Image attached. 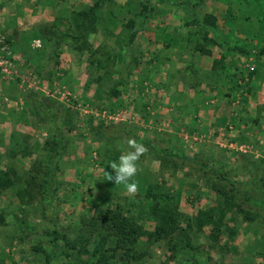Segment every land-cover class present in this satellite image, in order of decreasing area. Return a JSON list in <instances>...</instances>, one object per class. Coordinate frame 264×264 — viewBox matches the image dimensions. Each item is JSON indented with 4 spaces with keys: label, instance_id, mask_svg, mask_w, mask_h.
I'll return each mask as SVG.
<instances>
[{
    "label": "rangeland",
    "instance_id": "1",
    "mask_svg": "<svg viewBox=\"0 0 264 264\" xmlns=\"http://www.w3.org/2000/svg\"><path fill=\"white\" fill-rule=\"evenodd\" d=\"M95 1L0 0V176L13 180L0 189V264H94L102 231L98 211L119 207L147 234L163 226V212L154 216L143 197L147 187L168 195L159 207L175 211L176 227L187 231L191 247L171 250L168 239L144 236L132 252L142 257L128 264H264V56L244 58L223 46H208L211 57L194 51V66L180 70L194 85L199 112L211 116L175 109L164 94L162 64L181 71L148 61L142 33L184 24L194 35L198 17L217 39L228 0H207L196 13L194 0H147L150 9L146 0L105 2L95 31L78 39L75 18ZM234 2L239 33L264 36V3ZM197 41L194 35V49ZM236 43L231 47L242 46ZM219 53L226 57L215 72L232 69L224 89L212 70ZM127 138L147 148L137 162L134 194L105 174L127 150ZM230 189L252 221L231 206L215 243L212 226H186L200 210L222 207ZM105 248L108 255L116 249L119 261L123 251L114 240Z\"/></svg>",
    "mask_w": 264,
    "mask_h": 264
},
{
    "label": "trees",
    "instance_id": "2",
    "mask_svg": "<svg viewBox=\"0 0 264 264\" xmlns=\"http://www.w3.org/2000/svg\"><path fill=\"white\" fill-rule=\"evenodd\" d=\"M112 1L113 0H96L92 6L79 12L77 16L78 18H75V28L78 30V33H76V37H80H77L78 39H82L83 37L87 38L92 32L95 31L98 12L103 7V5H105V2L112 3ZM162 1L164 2L165 0ZM255 1L258 2V5H262V3H264V0ZM129 2L131 3L132 0H129ZM206 2L207 0H194V12L196 13V8H200L201 6L206 5ZM145 3V9H150L151 6L149 2L146 0ZM166 3L167 1H165L164 4L167 5ZM168 4H171V2H168ZM225 5L226 9L224 11V16L222 17V28L224 29V33H221V31L219 32L218 30V33H216L217 39L210 37L207 30H203L204 28L200 25L201 19H198V17L193 19L194 24H196L198 27L197 31L194 34L198 39L194 51L198 52L203 57H211L212 53L209 50L208 46L218 48H222L223 46L226 49H232L233 51L238 53V56L244 58H248L253 53L255 54L254 56L256 57V60H259L260 58H262V56H264V36L260 37V33L256 31L248 32L245 35L240 34L234 25L235 21L238 20L236 13L239 11V9H235L238 6H235L236 3L234 2V0H228ZM133 25L134 21H129L128 24H126V27L131 28L133 27ZM80 30L85 31V34L81 35V33H79ZM257 30H261V28H258ZM176 31L177 30H175V32ZM188 34L192 36V33ZM180 36L181 35H175L174 37ZM76 37L73 36V39H76ZM134 39L135 36L133 34V36H130V41ZM237 41L239 43H242V46H235L234 48H232V43H236ZM219 54L221 55L219 59L212 60V70H214V75L219 77L220 81L222 74L228 72L230 75L232 73V69L230 68V70L228 69L224 72H215L217 71V69H219V66L223 65V61L226 57V54ZM234 61L235 59L232 58L231 63H234ZM110 63L111 60L106 61L107 65H110ZM233 65H235V63ZM233 71H236V69H234ZM255 74V70L253 72H249V76H253ZM232 75L234 76V74ZM230 90L231 92L233 91V89ZM247 91L250 93V88ZM227 95L231 96L233 94L229 92ZM256 121L257 120H255V122ZM122 129L126 130V127L123 126ZM122 129L120 128V131ZM115 130H117V127H115L113 131L115 132ZM12 184L13 180L10 179V177L4 178L0 176V189H6ZM233 191V189H230L227 192L223 193L224 205L222 207L200 210L195 217L189 219V221H185L186 226L191 227L192 225H194V228L198 231H201L205 226H212L209 239L211 242L214 241L215 243L218 240L222 228H226V226H224V218L226 215V211L230 210L231 206L239 208V211L244 216V218L246 220L252 221L251 213L248 210L242 209L240 205L234 202ZM143 197L145 201L150 203L151 210L154 216H157L158 212H163V215L161 216L163 218V226L158 227L152 233L147 234L143 230L142 225L138 223V221H136L132 216H129L128 212H123L119 207H116L114 210L105 209L98 211L96 219L99 221V229H101L102 231H100V233L98 234L100 257L94 264H108L109 262L110 264L112 262H117V264H128L130 260H139V258L142 257V254L134 256L132 255V252H134V248L138 243V240L144 236H146L147 239L151 242H155L163 238L168 239L170 241V244L172 243L170 247L171 250L176 249L179 246H181L185 250L191 247L190 237L187 231L185 229H178V227H176L178 218L174 215L175 211H170V208L167 207H159L160 202L167 201L166 203L168 204V201L170 200L168 195L164 193H153V191H151V188L147 187L143 192ZM169 212L170 215H167V213L169 214ZM91 226L95 227L94 223H92ZM178 230L180 231L177 238H171V235ZM109 240H114V242L116 243V247L123 251L118 259L119 261H115V257L118 254L116 249L113 250L112 254H107V252H109L110 250L106 249L105 245ZM55 241H57V238H54V240L51 241L53 245H56ZM64 255L66 257H69L68 254ZM93 256H95V254H93ZM192 264L200 263L197 262L196 259H194V261H192Z\"/></svg>",
    "mask_w": 264,
    "mask_h": 264
},
{
    "label": "crops",
    "instance_id": "3",
    "mask_svg": "<svg viewBox=\"0 0 264 264\" xmlns=\"http://www.w3.org/2000/svg\"><path fill=\"white\" fill-rule=\"evenodd\" d=\"M170 24H165L161 28L157 27H147L146 30H151L148 33V36L145 32L142 33L141 41L145 45V48L142 47V51H147L150 54L148 61H157L161 63L168 62L169 66H176L175 68L177 71H181V67L183 65H193L194 66V35H189L187 32L190 31V28L184 26V24H178L176 26H169ZM138 25H136L137 27ZM139 27V26H138ZM157 28V29H156ZM156 29V30H155ZM175 30H177L175 32ZM187 31V32H186ZM175 35H181L180 37H174ZM188 35V36H186ZM139 44V43H138ZM153 55V53H155ZM152 53V54H151ZM165 72H161V83L164 85L165 88V96L168 98L169 102H174V108H181L183 110H190L191 113L195 111L199 112V108L197 109L198 105L194 104V85L190 83L187 85L188 80L184 78V72H168L167 65L162 64ZM191 75L194 72H187ZM208 74L209 72H204ZM202 74V72H201ZM166 75V79L164 80ZM179 77H183L182 79H177ZM221 80L219 81V88L223 87V77H225V73L222 74ZM211 79V78H209ZM173 82L171 85H168V82ZM167 83V84H166ZM202 84V83H200ZM193 86L192 88L190 87ZM203 85V84H202ZM229 90H225V93H228ZM172 95V96H171ZM264 101V100H263ZM222 101L217 102V106L221 105L224 107ZM213 107V106H212ZM220 107V108H221ZM205 111V110H204ZM188 112V111H187ZM189 113V112H188ZM199 114L201 116L207 117L208 115L211 116L210 111L203 113L200 111ZM192 115V114H189ZM184 118V117H183ZM228 119V118H227ZM186 120V119H185Z\"/></svg>",
    "mask_w": 264,
    "mask_h": 264
},
{
    "label": "clouds",
    "instance_id": "4",
    "mask_svg": "<svg viewBox=\"0 0 264 264\" xmlns=\"http://www.w3.org/2000/svg\"><path fill=\"white\" fill-rule=\"evenodd\" d=\"M127 150L119 156L118 162H111L109 168L111 173L106 172L107 180L116 185H124L129 193H135L138 190V183L133 180L138 172L137 162L139 158L147 151L144 144L138 142L135 138H127Z\"/></svg>",
    "mask_w": 264,
    "mask_h": 264
},
{
    "label": "built area",
    "instance_id": "5",
    "mask_svg": "<svg viewBox=\"0 0 264 264\" xmlns=\"http://www.w3.org/2000/svg\"><path fill=\"white\" fill-rule=\"evenodd\" d=\"M3 64H4V63H3L2 61H0V67H2V66H3Z\"/></svg>",
    "mask_w": 264,
    "mask_h": 264
}]
</instances>
